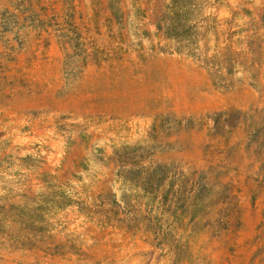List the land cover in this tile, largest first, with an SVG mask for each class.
<instances>
[{"label": "rangeland", "instance_id": "obj_1", "mask_svg": "<svg viewBox=\"0 0 264 264\" xmlns=\"http://www.w3.org/2000/svg\"><path fill=\"white\" fill-rule=\"evenodd\" d=\"M0 264H264V0H0Z\"/></svg>", "mask_w": 264, "mask_h": 264}]
</instances>
